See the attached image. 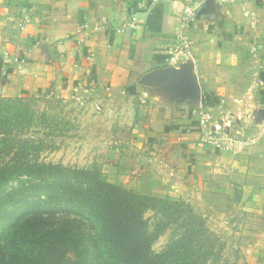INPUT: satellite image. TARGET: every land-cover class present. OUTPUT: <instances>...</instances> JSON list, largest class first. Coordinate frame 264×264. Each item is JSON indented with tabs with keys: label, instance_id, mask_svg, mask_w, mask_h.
I'll list each match as a JSON object with an SVG mask.
<instances>
[{
	"label": "crops",
	"instance_id": "0c3cea01",
	"mask_svg": "<svg viewBox=\"0 0 264 264\" xmlns=\"http://www.w3.org/2000/svg\"><path fill=\"white\" fill-rule=\"evenodd\" d=\"M196 2L0 0V94L73 101L80 88L95 114L88 154H106L108 182L157 198L212 181L239 189L262 222L254 251L264 255V50H252L264 45V0L212 5L187 27L194 67L171 76L181 16ZM134 16L136 27L117 32ZM199 108L249 116L256 141L236 154L197 147Z\"/></svg>",
	"mask_w": 264,
	"mask_h": 264
},
{
	"label": "rangeland",
	"instance_id": "374dc122",
	"mask_svg": "<svg viewBox=\"0 0 264 264\" xmlns=\"http://www.w3.org/2000/svg\"><path fill=\"white\" fill-rule=\"evenodd\" d=\"M72 100L0 94V179L20 172L19 180L10 184L16 187L29 181L28 166L53 164L92 170L108 182L103 163L106 154H88L92 144L88 126L95 114L86 113L85 98V107L76 94ZM94 109L99 116L105 113L99 104ZM212 182L206 189L198 191V187L191 197L157 198L130 190L167 201L154 203L155 211L145 215L151 230L156 231L152 252L174 249L180 253L174 264H264V255L254 251L263 228L260 218L241 205V190L228 191L220 182ZM181 240L187 244L185 248Z\"/></svg>",
	"mask_w": 264,
	"mask_h": 264
},
{
	"label": "trees",
	"instance_id": "16d2710c",
	"mask_svg": "<svg viewBox=\"0 0 264 264\" xmlns=\"http://www.w3.org/2000/svg\"><path fill=\"white\" fill-rule=\"evenodd\" d=\"M26 174L29 181L16 187L10 184L20 172L0 179V264L178 261L174 249L152 252L156 231L145 217L155 211L154 203L167 201L123 189L87 169L32 164Z\"/></svg>",
	"mask_w": 264,
	"mask_h": 264
},
{
	"label": "built area",
	"instance_id": "2783aa9c",
	"mask_svg": "<svg viewBox=\"0 0 264 264\" xmlns=\"http://www.w3.org/2000/svg\"><path fill=\"white\" fill-rule=\"evenodd\" d=\"M207 1H211L213 6L233 5L236 3H247L252 0H197L196 5L188 6L181 16V27L174 39L173 47L170 51V66L172 68H193V46L187 34V27L199 19L201 7ZM200 6V7H199ZM31 23V17L25 16L20 24V29L24 30L27 24ZM138 20L134 16L124 24L117 32H123L127 28L137 26ZM101 28V27H100ZM98 29V28H96ZM253 52L263 51L264 45H257ZM80 88H76V100L83 104L84 101L78 95ZM100 110V107H98ZM196 117L199 134L196 137V145L202 149H213L220 152L240 153L250 147L256 140L250 130V117L242 114L226 113L221 117H215L210 111L199 108L192 111Z\"/></svg>",
	"mask_w": 264,
	"mask_h": 264
},
{
	"label": "water",
	"instance_id": "95a60500",
	"mask_svg": "<svg viewBox=\"0 0 264 264\" xmlns=\"http://www.w3.org/2000/svg\"><path fill=\"white\" fill-rule=\"evenodd\" d=\"M212 5L213 4H212L211 1H207L206 4H205L204 9L200 11L199 16L202 15V14H206L210 10ZM187 72H189L188 68H182L180 70H176L174 68H169V69L166 70V73L171 75V76L183 75L184 73H187Z\"/></svg>",
	"mask_w": 264,
	"mask_h": 264
}]
</instances>
